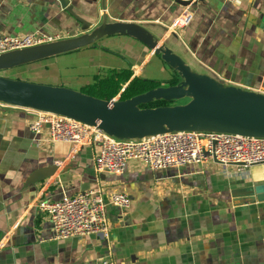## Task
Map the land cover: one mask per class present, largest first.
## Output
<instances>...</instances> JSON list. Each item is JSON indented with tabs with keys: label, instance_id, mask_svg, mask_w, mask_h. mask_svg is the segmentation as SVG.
Returning a JSON list of instances; mask_svg holds the SVG:
<instances>
[{
	"label": "crops",
	"instance_id": "crops-1",
	"mask_svg": "<svg viewBox=\"0 0 264 264\" xmlns=\"http://www.w3.org/2000/svg\"><path fill=\"white\" fill-rule=\"evenodd\" d=\"M71 4L91 26L67 17L58 0H0V37L64 31L71 38L91 33L107 17L143 26L196 75L264 93V0H203L192 6V22L179 28L172 25L185 5L175 0ZM129 67L133 77L170 86L174 69L122 34L0 75L81 91L95 75ZM33 119L29 111L0 105V264H264V200L251 192L264 184V163L239 175L214 160L166 169L132 160L122 173H98L97 143L75 150L53 141L48 128L32 131ZM37 171L53 175L31 182ZM96 189L107 203L108 236L56 239L39 203ZM114 192L127 193L131 206L114 205Z\"/></svg>",
	"mask_w": 264,
	"mask_h": 264
},
{
	"label": "water",
	"instance_id": "water-1",
	"mask_svg": "<svg viewBox=\"0 0 264 264\" xmlns=\"http://www.w3.org/2000/svg\"><path fill=\"white\" fill-rule=\"evenodd\" d=\"M58 1L67 17L91 26V22L75 10L71 0ZM116 34L132 36L147 45L153 54L161 55L181 81L127 100H105L68 87L0 75V102L74 118L118 138H142L167 130H216L264 136L263 93L226 86L208 75H196L170 48L161 47L152 33L135 23L108 22L106 17L91 33L0 55V70L85 48ZM185 97L190 98L186 104L141 107L154 100L171 102ZM57 167L51 166L50 171L55 172ZM43 174L37 171L31 182L39 183L53 175ZM251 192L258 200H264V184L257 185Z\"/></svg>",
	"mask_w": 264,
	"mask_h": 264
},
{
	"label": "built area",
	"instance_id": "built-area-1",
	"mask_svg": "<svg viewBox=\"0 0 264 264\" xmlns=\"http://www.w3.org/2000/svg\"><path fill=\"white\" fill-rule=\"evenodd\" d=\"M175 1H182L187 5L172 26L175 28L188 26L194 16L192 6L203 0ZM106 11L107 9L104 13ZM68 38H70L69 33L64 31L53 33L34 31L5 35L0 37V55ZM217 76L220 78L219 75ZM120 97L119 95L114 99L119 100ZM0 105L16 107L3 102H0ZM17 108L34 115V119L29 123L32 131L41 133L44 128H48L51 139L55 142L67 141L75 150L97 143L98 173H122L132 160H138L151 169L183 167L214 160L223 166L224 171L229 166L235 167L239 175L244 174L255 164L264 163V136L216 130H167L142 138H118L107 134L98 126L74 118L52 112ZM111 202L126 210L131 206L132 198L125 192H114ZM39 208L50 217L56 239L90 234L108 236L107 203L99 189L64 196L59 201H41ZM101 264L113 263L105 260Z\"/></svg>",
	"mask_w": 264,
	"mask_h": 264
},
{
	"label": "trees",
	"instance_id": "trees-1",
	"mask_svg": "<svg viewBox=\"0 0 264 264\" xmlns=\"http://www.w3.org/2000/svg\"><path fill=\"white\" fill-rule=\"evenodd\" d=\"M4 70H0L2 72ZM133 70L129 68L120 71L110 70L104 75H95L94 81L82 87L81 92L105 100H111L121 92V100L133 98L161 86L162 81L146 79L140 76L133 77ZM181 81L174 70L172 77L167 81L170 85H177ZM126 85V87H124ZM173 102V101H172ZM172 105L165 100H154L148 104H142V108Z\"/></svg>",
	"mask_w": 264,
	"mask_h": 264
},
{
	"label": "rangeland",
	"instance_id": "rangeland-1",
	"mask_svg": "<svg viewBox=\"0 0 264 264\" xmlns=\"http://www.w3.org/2000/svg\"><path fill=\"white\" fill-rule=\"evenodd\" d=\"M11 76V77H10ZM8 78H12V79H15L12 77V75H9ZM190 101V98L189 97H185V98H182V99H179V100H175V101H171L170 103H172V105H175V104H183V103H188Z\"/></svg>",
	"mask_w": 264,
	"mask_h": 264
}]
</instances>
